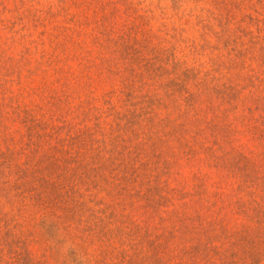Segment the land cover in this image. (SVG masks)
<instances>
[{"label":"rangeland","instance_id":"1","mask_svg":"<svg viewBox=\"0 0 264 264\" xmlns=\"http://www.w3.org/2000/svg\"><path fill=\"white\" fill-rule=\"evenodd\" d=\"M0 264H264V0H0Z\"/></svg>","mask_w":264,"mask_h":264}]
</instances>
